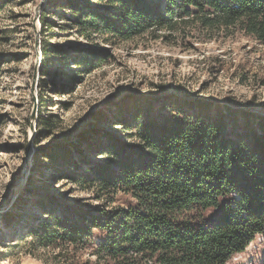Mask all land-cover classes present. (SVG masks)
Returning <instances> with one entry per match:
<instances>
[{
  "label": "rangeland",
  "instance_id": "rangeland-1",
  "mask_svg": "<svg viewBox=\"0 0 264 264\" xmlns=\"http://www.w3.org/2000/svg\"><path fill=\"white\" fill-rule=\"evenodd\" d=\"M70 1L105 7L104 0ZM77 19L66 0H0V264H105L95 254L99 234L43 246L34 226L53 221L48 210L126 203L127 195H108L77 176L104 159L108 140L133 142L115 125L130 107L188 97L264 116L258 40L238 31L210 39L154 37L160 32L87 38ZM91 55L92 65L79 62ZM263 258L264 236H257L231 262Z\"/></svg>",
  "mask_w": 264,
  "mask_h": 264
},
{
  "label": "trees",
  "instance_id": "trees-1",
  "mask_svg": "<svg viewBox=\"0 0 264 264\" xmlns=\"http://www.w3.org/2000/svg\"><path fill=\"white\" fill-rule=\"evenodd\" d=\"M104 1L99 8L66 0L83 36L210 39L238 31L264 44V0ZM91 56L79 62L92 65ZM145 107L157 113L144 114ZM129 111L115 125L133 142L108 140L104 159L77 176L108 195H127L126 203L48 210L53 221L34 226L43 246L99 234L95 254L105 264H232L264 236V116L172 96Z\"/></svg>",
  "mask_w": 264,
  "mask_h": 264
}]
</instances>
